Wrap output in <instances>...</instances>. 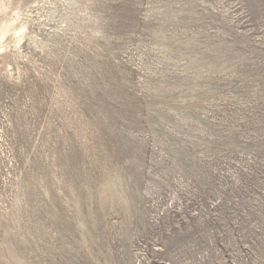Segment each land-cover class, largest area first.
Returning a JSON list of instances; mask_svg holds the SVG:
<instances>
[{
	"label": "rangeland",
	"instance_id": "374dc122",
	"mask_svg": "<svg viewBox=\"0 0 264 264\" xmlns=\"http://www.w3.org/2000/svg\"><path fill=\"white\" fill-rule=\"evenodd\" d=\"M0 264H264V0H0Z\"/></svg>",
	"mask_w": 264,
	"mask_h": 264
},
{
	"label": "bare ground",
	"instance_id": "6f19581e",
	"mask_svg": "<svg viewBox=\"0 0 264 264\" xmlns=\"http://www.w3.org/2000/svg\"><path fill=\"white\" fill-rule=\"evenodd\" d=\"M2 37H0V39H1Z\"/></svg>",
	"mask_w": 264,
	"mask_h": 264
}]
</instances>
